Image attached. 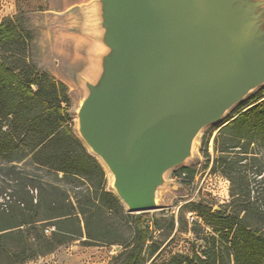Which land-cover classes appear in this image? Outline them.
I'll use <instances>...</instances> for the list:
<instances>
[{
    "label": "water",
    "instance_id": "obj_1",
    "mask_svg": "<svg viewBox=\"0 0 264 264\" xmlns=\"http://www.w3.org/2000/svg\"><path fill=\"white\" fill-rule=\"evenodd\" d=\"M77 133L130 213L208 125L264 85V0H92Z\"/></svg>",
    "mask_w": 264,
    "mask_h": 264
},
{
    "label": "trees",
    "instance_id": "obj_2",
    "mask_svg": "<svg viewBox=\"0 0 264 264\" xmlns=\"http://www.w3.org/2000/svg\"><path fill=\"white\" fill-rule=\"evenodd\" d=\"M29 37L30 31L14 17L0 19V197L9 198L0 209V255L5 254L9 264H19L86 237V244L123 245L113 264H147L159 247L154 236L159 227L128 212L107 189L105 167L76 134L66 113V85L27 60ZM10 51L22 56L15 65L7 55ZM262 98L254 97L251 106L230 117L215 137L212 170L229 179L232 199L212 213L200 203L191 207L199 216H209L207 223L218 233L207 237L200 264H226V257L234 264H264V185L252 186L260 176L264 181V159L253 145L264 149ZM28 156L37 167L93 181L94 195L83 193L74 200L60 185L19 165ZM183 171L194 175L189 167ZM115 214L123 227L113 220ZM174 225L172 217L171 228Z\"/></svg>",
    "mask_w": 264,
    "mask_h": 264
},
{
    "label": "rangeland",
    "instance_id": "obj_3",
    "mask_svg": "<svg viewBox=\"0 0 264 264\" xmlns=\"http://www.w3.org/2000/svg\"><path fill=\"white\" fill-rule=\"evenodd\" d=\"M61 3L62 0H0V19L12 16L17 24L30 31L28 38L30 42L25 56L38 69L66 85L68 101L63 105L78 135L76 113L86 94L82 76L90 65L89 51L94 42L88 38L81 39L79 35L75 39L73 34H69L75 30L79 31L82 18L78 17V20L73 21L65 15H57L50 11L55 6H61ZM7 55L12 65L17 64V59L22 57L20 53L17 55L11 51L7 52ZM256 96L264 99V85L242 101L245 104H238L232 108L223 120L206 126L195 139L192 157L166 172V183L157 192L159 208L141 213L146 225L153 227L156 222L159 227L154 232L159 247L147 264H200L199 259L204 258L202 251L205 249L207 237L218 233L207 223L211 219L209 216L201 217L191 207L200 203L211 208L212 213L231 201L229 179L212 170L217 154L215 137L228 119L239 114L243 107L249 108L251 100ZM253 145L264 159V149L256 143ZM19 165L42 179L60 185L74 200L83 193H91V195L95 193L93 181L80 176L65 177L63 173L57 174L37 167L30 164L29 156ZM185 167L194 170L192 177L183 171ZM262 176L264 179V173ZM260 177L253 181L252 186L260 188L262 184L264 185ZM111 180L110 173L106 169L105 185L107 189L113 191ZM8 201V197L1 196L0 209L4 208ZM10 203L14 204V202ZM172 217L175 221L173 228H171ZM113 220L119 226H124L120 215L115 214ZM2 224L0 217V225ZM85 238L69 240L52 252L37 255L19 264H113L116 256L124 249L121 244H86ZM219 245L217 242V246ZM225 246L229 245L225 244ZM1 250H3L2 245L0 252ZM0 257L2 264L10 263L5 254H1ZM225 259L226 264H234L232 258Z\"/></svg>",
    "mask_w": 264,
    "mask_h": 264
},
{
    "label": "crops",
    "instance_id": "obj_4",
    "mask_svg": "<svg viewBox=\"0 0 264 264\" xmlns=\"http://www.w3.org/2000/svg\"><path fill=\"white\" fill-rule=\"evenodd\" d=\"M92 0H62L61 6H55L50 9V11L54 12L57 15H65V17L73 19V21L78 20V17L82 18V23L79 27V31L75 30L73 34L75 39L78 38V35L81 36V39H91L85 30L86 21L88 18L87 14V5ZM76 23V22H75Z\"/></svg>",
    "mask_w": 264,
    "mask_h": 264
},
{
    "label": "bare ground",
    "instance_id": "obj_5",
    "mask_svg": "<svg viewBox=\"0 0 264 264\" xmlns=\"http://www.w3.org/2000/svg\"><path fill=\"white\" fill-rule=\"evenodd\" d=\"M108 173H110L109 171H108ZM110 176H111V178L113 179V175L110 173ZM112 181V180H111Z\"/></svg>",
    "mask_w": 264,
    "mask_h": 264
}]
</instances>
